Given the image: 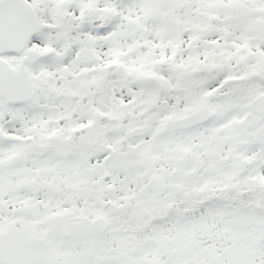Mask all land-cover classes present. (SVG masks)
I'll return each mask as SVG.
<instances>
[{"label": "snow or ice", "instance_id": "obj_1", "mask_svg": "<svg viewBox=\"0 0 264 264\" xmlns=\"http://www.w3.org/2000/svg\"><path fill=\"white\" fill-rule=\"evenodd\" d=\"M0 264H264V0H0Z\"/></svg>", "mask_w": 264, "mask_h": 264}]
</instances>
